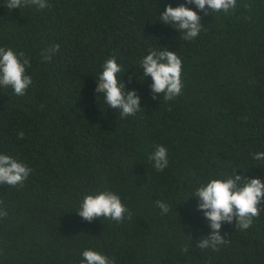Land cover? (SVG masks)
Instances as JSON below:
<instances>
[{
    "label": "trees",
    "instance_id": "1",
    "mask_svg": "<svg viewBox=\"0 0 264 264\" xmlns=\"http://www.w3.org/2000/svg\"><path fill=\"white\" fill-rule=\"evenodd\" d=\"M182 3L48 0L10 11L0 0V47L23 51L32 77L23 96L0 85V153L31 168L22 185H0V264H80L87 248L115 264H264V201L248 229L222 222L226 243L212 250L196 247L210 229L192 196L234 171L264 180V160L253 158L264 152V0L207 15L187 5L204 25L193 40L159 21L166 4ZM165 48L181 58L183 82L167 101L141 68ZM112 56L140 97L133 116L94 92ZM157 145L168 151L163 171L148 159ZM99 190L117 193L132 218H81L79 202Z\"/></svg>",
    "mask_w": 264,
    "mask_h": 264
},
{
    "label": "clouds",
    "instance_id": "2",
    "mask_svg": "<svg viewBox=\"0 0 264 264\" xmlns=\"http://www.w3.org/2000/svg\"><path fill=\"white\" fill-rule=\"evenodd\" d=\"M8 10L19 7L35 6L37 10L49 7L48 0H5ZM194 4L205 15L209 10L228 13L237 5V0H186V3L173 7L166 4L164 10L159 12L160 20L166 25L183 33L182 39L193 40L204 26L198 11L187 6ZM55 45L45 50L44 59L59 50ZM31 61L23 51L17 52L11 47H0V85L11 87L14 94L23 96L32 84V77L27 74ZM144 78L151 76V90L153 93H163L164 100H172L182 93L183 82L181 78L182 60L176 51L168 48L157 50L150 49L141 60ZM122 66L115 56L107 58L96 79L95 94H103L104 102L111 109H118L121 117L135 115L140 109V97L135 90L126 91L124 81L121 82ZM155 98V97H153ZM23 132L19 133L23 138ZM256 160H264V152H257L253 156ZM148 159L157 171H163L169 164L168 151L164 145H157ZM31 168L13 156L0 153V185L15 187L22 185L30 175ZM192 196L199 200L198 208L204 210V216L209 222V234L199 239L196 244L198 249L218 250V246L226 243V238L221 235V223H234L236 228L246 230L251 227L253 218L260 213L259 205L264 201V180L259 177L248 179L241 174H228L226 177L211 178L205 184L195 189ZM157 207L162 213H168L170 206L167 202L157 200ZM81 218L92 222L95 218H109L121 222L132 218V213L122 203L120 196L110 190H99L86 194L79 202L76 211ZM7 216V211L0 208V217ZM80 264H115L105 254L87 248L82 252Z\"/></svg>",
    "mask_w": 264,
    "mask_h": 264
}]
</instances>
